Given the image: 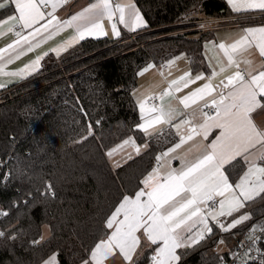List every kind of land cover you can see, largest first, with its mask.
I'll return each mask as SVG.
<instances>
[{
  "label": "trees",
  "instance_id": "16d2710c",
  "mask_svg": "<svg viewBox=\"0 0 264 264\" xmlns=\"http://www.w3.org/2000/svg\"><path fill=\"white\" fill-rule=\"evenodd\" d=\"M134 2L146 27L117 39H85L62 59L47 57L37 73L0 90L11 92L0 103V264H45L53 256L57 264L89 260L111 234L106 221L116 207L145 190L142 181L156 155L177 141L173 132L147 138L137 128L139 72L184 54L194 73L207 74L203 44L215 30H205L204 21L264 22V11L234 12L226 0ZM130 137L147 149L113 167L107 150ZM245 168L241 159L226 168L232 183ZM257 201L250 208L254 227L264 218V197ZM45 226L50 234L43 240ZM222 236L212 233L180 251L178 264H219L214 249ZM141 252L134 264H151L152 249L142 244Z\"/></svg>",
  "mask_w": 264,
  "mask_h": 264
},
{
  "label": "snow or ice",
  "instance_id": "6c2138e0",
  "mask_svg": "<svg viewBox=\"0 0 264 264\" xmlns=\"http://www.w3.org/2000/svg\"><path fill=\"white\" fill-rule=\"evenodd\" d=\"M9 3L12 6V14L0 20V29L11 23L8 31L12 32L15 38L7 47L0 49V61L4 60L5 53H16L18 58L22 54L17 51L19 48L27 45V50L31 51L39 44L38 35L48 33L51 36L53 30L59 31L64 27L75 29L71 43L83 40L86 36L96 38L107 36L105 20L109 22L115 37L120 36L118 23L131 31H135L137 27H146L143 17L135 6L122 0H95L89 7L67 21H61L55 13L68 3V0H0V9L5 8ZM228 3L232 10L238 13L253 9L264 11V0H228ZM42 8H50V11L45 12ZM255 33L261 34L256 47L259 49V54L264 57V27L247 28L234 43L227 46L224 43L218 45L227 57L228 66L239 67V63L233 60L232 53L238 48L246 51ZM2 35L3 32L0 31V36ZM33 41L36 43L34 44ZM61 50L55 49L57 53ZM8 63H11V60H8ZM37 67L38 61L23 69L21 73H6L5 65L0 64V77L30 74L31 70ZM224 70L221 68V72ZM247 75L249 78L246 80L245 75L237 71L234 75L227 77V83L222 81L223 88H231V90L226 94L223 91L218 92L210 102L205 100L202 109H214V114L202 112V115L206 117L204 122L198 126H191L186 134L181 133V128L191 124V116L172 124V121L181 113L165 109L163 105L155 103L149 107L148 100H137L142 120V123L137 125L140 131L146 135H163L164 130L154 126L168 124L175 129V135L179 136V141L156 157V168L142 181L144 188L149 190H138L134 197L125 196L116 207L106 221L108 229H113L115 224L114 231L95 245L90 252V259L85 260L84 264H92V262L103 264L104 258L111 254L114 248L119 249L126 261H130L139 244L135 233L141 228L152 244H161L151 256L152 264H178L181 257L177 255V249L192 247L211 235L209 218L215 221L224 232H229L251 219L250 214L247 213H242L227 225L218 219L221 216H233L244 208L245 202L264 193V167L258 166L254 160L249 159L252 155L250 146L255 147L258 143H264V131L257 129L250 116L261 106L258 97H264V71L256 75L251 73ZM203 78V73L197 72L193 76L191 72H186L172 81L170 88L175 86L179 91ZM0 87L4 85L0 84ZM213 91L212 84L205 83L182 98L180 103L184 108H188L190 102L204 100L206 96H212ZM168 94L170 93L166 90L164 95ZM88 127V135H91V126ZM211 127L221 130L216 141L210 145L211 151H205L194 162H185L179 169L172 168L170 161L165 158L197 135L203 134L206 138ZM84 139H87V136ZM126 145L135 147L139 154L140 148L135 145V141L127 139L117 148L109 151L107 155L111 157L114 152ZM237 156L243 157L247 170L237 182L230 183L228 176L221 171V168L223 163ZM258 159L264 160V153H261ZM162 169L164 175L161 182ZM145 196L147 199L142 201L141 198ZM216 197L222 199L216 200ZM208 201H212V204H207ZM121 216L123 219L118 220ZM189 221L192 224L187 231L191 235L184 237L177 230ZM197 225L199 227H196ZM193 227H196L194 232ZM257 231L264 234V226L250 229L247 238L253 244L257 240L255 236ZM3 236L4 232L0 231V237ZM45 264H57L55 256L45 261Z\"/></svg>",
  "mask_w": 264,
  "mask_h": 264
},
{
  "label": "crops",
  "instance_id": "0c3cea01",
  "mask_svg": "<svg viewBox=\"0 0 264 264\" xmlns=\"http://www.w3.org/2000/svg\"><path fill=\"white\" fill-rule=\"evenodd\" d=\"M226 1H227V5L232 10V7L229 5L228 0ZM94 2L95 0H68V3H66L63 7H60L56 11L55 15L61 21H67L72 16L80 13L85 8L89 7ZM122 2H130L131 4H133L136 10L142 16L134 0H122ZM42 10L47 12V11H50V8L48 9L42 8ZM253 11L260 12L262 10L253 9L247 12H253ZM11 14H12V6L9 3L5 8L0 9V20L4 19L6 16L11 15ZM41 23H43V21H41ZM104 25H105V30L108 32V35L100 36L99 38L108 37L110 39H117L121 37L124 33H133L139 30L140 28H142V27H137L135 31H131L128 28H125L124 25H121L118 23L117 27H118V30L120 31V36L115 37L111 32L110 24L107 20L104 21ZM10 26H11V23L9 25H4L3 29H0V31L3 32V35L0 36V49H4L5 47H7L10 43L14 41V38H15L14 34L8 31V28ZM260 27H264V22L257 23V24H249V26L236 25V26L222 27V28L216 29L212 37L206 40L203 44V52H204V56H205V60H206L209 72L207 74L200 72L204 74L203 79L196 81L195 83H192L188 87L182 88L179 91L176 90L175 86L170 88L172 81L177 80L179 77H181L186 72H191L193 76L197 74V73H194L191 69V66H190L191 62H190L189 57H187L184 54H181L177 58L171 60L170 62L165 63L164 65L163 64L159 65L155 63L148 65L147 67H145L139 72L138 77H137V87L133 92V96H134L137 106H138V103H137L138 99L148 100L152 95H155V94L160 95L159 105H163L165 109L173 110L175 112L181 113V115L177 116L176 119L172 121V124H176L178 121L191 116V124L184 125L181 128V133L186 134L187 130L191 126H198L201 123H203L204 120L206 119V117L202 115V112H207V109H210V108L202 109V105L205 103V100L210 102L213 96H217L218 92L223 91L226 94L228 91L231 90V88H223L221 84L222 81L224 83H227V77L234 75V73L239 70H243L246 73V75L248 73L256 75L260 71H264V57H262L259 54V49L256 47V44L259 42V39H260V35H261L260 33L254 34V39H251V44L250 46L247 47L246 51L242 50V48H238L236 52L232 53L233 60L239 63L238 68L235 65L228 66L227 57L224 55L223 50L218 48V45L220 43H224L226 46L231 43H234L236 39H238L240 36L244 34L247 28H260ZM74 35H75L74 28L64 27V28H61L59 31L53 30L51 36H49L48 33H43L42 35H38L37 40L40 41L39 44H37V46L31 51L27 50L28 48L27 45H25L23 48H19L17 51L22 54H20L18 58H17L16 53H11V54L5 53L4 60L0 61V64L5 65L6 73H21L23 69H25L26 67H30L37 61H38V67L32 69L30 74H23V75H16V76L4 75L0 77V84H3L4 87H8L21 80H24L30 77L31 75H34L35 73H37L39 69L41 68V66L43 65V62L45 61V59H47V57H55L56 59H62L83 40L88 39V38H96L93 36H86L83 40H80L76 43H71V39ZM33 43L35 44L36 41H33ZM65 46L67 47L65 48ZM57 48L62 49V50L59 53H57L55 51V49ZM8 60H11V63H8ZM245 61H247V63H245ZM164 66H166V69H163ZM221 68H224L225 70L221 72ZM208 82H210L212 86L214 87L212 96H206L204 100H197L196 103L190 102V107L184 108V106L180 103V100L184 98L185 96H187L189 93L193 92L195 89L202 87L205 83H208ZM2 88L3 87H0V90ZM166 90L169 91L170 94L164 95ZM161 97L163 98L161 99ZM258 99L260 101L261 106L258 107L254 112H252L250 116H251L253 123L256 125L257 129L260 131H264V97H258ZM138 110H139V107H138ZM139 114H140V110H139ZM153 115H155V113H153ZM140 119H141V115H140ZM141 123H142V120H141ZM154 127L162 128L164 130V133L173 132L175 134V129L172 128L171 125L157 124ZM220 132L221 130L219 128L211 127L208 130L206 138L203 134L195 136L192 140L188 141L185 144H182V146L178 148L175 152L170 153L169 157H166L165 159H168L170 161L171 167L175 169L181 168L185 162H189V163L194 162L199 157H201L205 153V151H209V152L211 151L210 145L216 141L217 137L220 135ZM145 136L147 138H150V137H157L160 135L159 134H153V135L145 134ZM127 139H132L135 141V139L132 137L127 138ZM125 140L109 148L107 150V153L111 151L112 149L117 148ZM178 141H179V136H177V141L175 143H177ZM135 145L140 148L139 154L145 151L148 147L147 143L138 144L136 141H135ZM249 150L252 153V155L249 156V159L254 160L258 166L264 167V160L258 159L259 155L261 153H264V143H258L255 145V147L250 146ZM162 152H159L156 155V157L160 155ZM136 155L138 154L135 150V147H133L132 145H126L125 147L119 149L117 152H114L111 157H109L108 155L107 156L113 167H119L123 165L124 163H126L128 160L135 157ZM245 155H248V153H245ZM239 159H241L244 162L242 156H237L235 159H232L230 161H226L225 163H223L221 171L226 176H228V178H229V175L227 174L226 168L231 163ZM155 163L157 162L155 161ZM244 164L246 165V168H245V171H246L247 164L245 162ZM155 168L156 166H154L153 170ZM163 175H164V170L162 169L160 171L161 182H162ZM229 182L232 183L230 178H229ZM263 197H264V193H261L260 195L256 196L253 200L245 202V206L243 209H241L240 212L234 213L233 216H228V221L225 222V225L231 223L233 219L238 218L242 213H247V214H250L251 216L250 220L237 226L236 228L231 229V231L229 232H224L218 226L216 227L215 226L216 222L212 221L211 218H209V227L212 228V233H218V237H219V231H220V233L223 234L222 237H224L226 244H231L235 240L245 237L249 233L250 229L254 227V224H255V220L251 215L250 208L253 205L259 203L257 200ZM218 198L222 199L221 197H218ZM141 199L143 201V200H146L147 197L145 196V197H142ZM120 219H123V217L122 216L118 217V220ZM191 224L192 222L189 221L188 224L181 226L177 230V232L184 237L191 235V233L187 231L188 227L191 226ZM196 227H199V225H197ZM196 227H193L192 229L193 232L196 230ZM114 229H115V224H114L113 229H111V233L114 231ZM135 235L139 240V244L136 247L134 253L132 254V258L130 261H126L123 258L122 254L120 253L119 249L114 248L112 253L104 258L103 264H134L135 263L134 261L136 260V258L142 253L141 252L142 244H144L146 248L152 249L151 256L155 253L156 249H158V247L161 246V244L159 243L152 244L151 241L148 240L142 228L138 230L135 233ZM202 241L192 247L177 249V255L180 256L179 254L180 251L194 248L195 246L201 244ZM217 248L219 249V243L217 245ZM220 251L225 252L226 246H224V249ZM92 264H94V262H92ZM151 264H152V261H151Z\"/></svg>",
  "mask_w": 264,
  "mask_h": 264
},
{
  "label": "built area",
  "instance_id": "2783aa9c",
  "mask_svg": "<svg viewBox=\"0 0 264 264\" xmlns=\"http://www.w3.org/2000/svg\"><path fill=\"white\" fill-rule=\"evenodd\" d=\"M216 23H213L211 26L207 27L209 30H216L222 27H229V26H236L238 24L227 21V20H221L216 19ZM213 22V21H212ZM205 29V30H207ZM163 69H166V66L163 67ZM242 74L245 75V79H247V75L243 70H239ZM6 94H11L10 91H6L3 95L0 94L1 100L4 99ZM151 99H148V106L150 107L153 103L156 105L160 104V95H152L150 97ZM207 112H210L214 114V110L207 109ZM89 126V124H87ZM148 191L149 189H146ZM216 200H220L218 197L215 198ZM207 204H212V201H208ZM220 221H223L224 223L227 222L228 217L221 216L218 218ZM217 227V225L215 224ZM264 226V218L257 221L256 226L257 228ZM249 233L233 242L232 244L228 245L226 247V251H220L217 247L214 249V254L218 256L221 260L219 264H264V256H262V253H264V234H262L260 231H257L255 233V236L257 237L256 243H252L247 238ZM209 236H206L203 241H207L209 239Z\"/></svg>",
  "mask_w": 264,
  "mask_h": 264
},
{
  "label": "rangeland",
  "instance_id": "374dc122",
  "mask_svg": "<svg viewBox=\"0 0 264 264\" xmlns=\"http://www.w3.org/2000/svg\"><path fill=\"white\" fill-rule=\"evenodd\" d=\"M221 20H227V21H230L229 19H227V18H221ZM217 21H214V22H210V21H208V20H206V21H204L203 22V28H205V29H207V27H209V26H211L213 23H216ZM230 22H232V21H230ZM129 40V37H127V39L126 40H124L125 42L126 41H128ZM130 40H132V39H130ZM6 92V91H5ZM5 92H3V93H0V94H4ZM11 96V94L9 95V94H6L5 95V97H10ZM1 102H3V99L1 100V98H0V103ZM156 164L157 163H154V166H156ZM260 220V219H259ZM259 220H257V221H259ZM256 221V222H257ZM49 228L47 227V226H45L44 227V234H43V240H45V239H47L48 237H49ZM223 241V243H219V250H223L224 249V246H228L229 244H226V241H225V239H224V237H220L219 238V241ZM224 245V246H223Z\"/></svg>",
  "mask_w": 264,
  "mask_h": 264
}]
</instances>
